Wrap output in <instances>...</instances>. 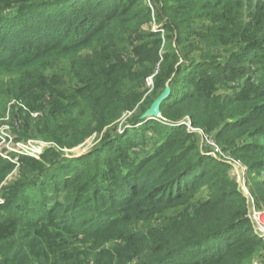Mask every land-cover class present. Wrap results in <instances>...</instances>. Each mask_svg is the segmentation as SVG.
<instances>
[{
    "label": "trees",
    "instance_id": "obj_1",
    "mask_svg": "<svg viewBox=\"0 0 264 264\" xmlns=\"http://www.w3.org/2000/svg\"><path fill=\"white\" fill-rule=\"evenodd\" d=\"M9 107L52 146L0 157V264H264L232 163L188 126L264 209V0H0Z\"/></svg>",
    "mask_w": 264,
    "mask_h": 264
},
{
    "label": "built area",
    "instance_id": "obj_2",
    "mask_svg": "<svg viewBox=\"0 0 264 264\" xmlns=\"http://www.w3.org/2000/svg\"><path fill=\"white\" fill-rule=\"evenodd\" d=\"M152 83H153L152 77H149V79L147 80V85L151 86ZM128 114H132V113H128ZM7 118H8V122L5 125H1L0 123V157L1 158L9 162H12L18 166L20 163V158L22 156H31V157L39 158L47 148L52 146L50 142L42 141L38 139L17 141L15 139V134L12 132V125L10 123L11 115H8ZM188 126L190 130L198 131L199 133L206 135L200 128H194L190 124H188ZM205 139L208 140L209 144L214 143V146H211L212 147V152H210L211 155L216 157L222 156L225 159H227L230 163H232V165L233 162H236V164L239 166L241 172L243 173V178L240 179L238 174H237V178L243 192L245 193L249 201V217L251 218L254 224L256 233L264 241V209H259L256 207L255 201L249 192V189L247 187L245 166L242 165L241 162L230 157L229 155H228L229 157L227 158L223 156L225 153L221 152L222 149H220L218 144L211 137L206 136ZM2 202L3 199L0 196V203Z\"/></svg>",
    "mask_w": 264,
    "mask_h": 264
},
{
    "label": "rangeland",
    "instance_id": "obj_3",
    "mask_svg": "<svg viewBox=\"0 0 264 264\" xmlns=\"http://www.w3.org/2000/svg\"><path fill=\"white\" fill-rule=\"evenodd\" d=\"M152 28H153V30H155L157 28L160 29L159 26H158V24H156V23L152 25ZM8 115H11V109H10V107H9V109H7L5 111V113L3 115L0 116V123H1V125H5L8 122V118H7ZM130 115L131 114H127L123 118V121H125V119L128 118ZM120 123H119L118 127L121 128V129H123L122 128L123 127V124H120ZM200 135H201L200 142H201V145H202L203 150L206 153H209L210 154V152H212V147L211 146H214V143H211V144L208 143V140L205 139L207 135H204V134H201V133H200ZM97 139H98V137L93 136L90 139H88L83 145H81L79 147H76V148L70 149V150H64V155L67 156V157H75V156H79V155H82L84 153H87V152L91 151L96 146V144L98 142ZM42 141H44V140H42ZM221 152L223 153L222 150H221ZM222 153H220V154H222ZM224 153L225 154L223 156H225L226 158L229 157L226 152H224ZM231 172L235 176H237V174H238L240 179L243 178V173L241 172V170H240L239 166L236 164V162H233V166H232ZM14 177H16V172L14 174H12L10 178L13 179ZM254 264H255V261H254Z\"/></svg>",
    "mask_w": 264,
    "mask_h": 264
},
{
    "label": "water",
    "instance_id": "obj_4",
    "mask_svg": "<svg viewBox=\"0 0 264 264\" xmlns=\"http://www.w3.org/2000/svg\"><path fill=\"white\" fill-rule=\"evenodd\" d=\"M170 88L167 87L166 90L161 93L153 102L151 107L143 114L142 117L146 118H156L161 115V104L169 96Z\"/></svg>",
    "mask_w": 264,
    "mask_h": 264
}]
</instances>
